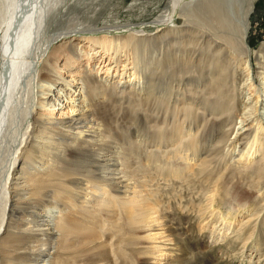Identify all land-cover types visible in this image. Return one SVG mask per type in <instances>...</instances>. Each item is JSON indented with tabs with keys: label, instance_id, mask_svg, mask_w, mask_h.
Returning a JSON list of instances; mask_svg holds the SVG:
<instances>
[{
	"label": "bare ground",
	"instance_id": "1",
	"mask_svg": "<svg viewBox=\"0 0 264 264\" xmlns=\"http://www.w3.org/2000/svg\"><path fill=\"white\" fill-rule=\"evenodd\" d=\"M5 1L7 18L0 24V264L13 262L8 248L17 232L11 231L10 217L26 198L52 200L37 217L38 231L50 247L35 264H221L220 255H211L212 263L204 259L214 249L187 245L191 227L185 231L180 223L172 225L176 211L162 205L167 193L160 186L152 189L153 177L147 175L159 174L167 188L172 179L216 183L211 204L229 175L264 183V123L260 118L255 125L248 122L254 106L245 99L247 80L237 69L241 56L247 72L255 61L264 74V44L252 49L247 42L257 0H167L151 22L162 26L155 33L137 31L143 24L132 22L99 25L102 9L88 11L74 0ZM226 14L230 19L223 22L231 26L232 37L223 39L215 31ZM119 30L133 33L108 35ZM78 34H95L89 40L117 64L127 56L133 79L122 82L125 68L98 78L95 66L78 72L73 81L61 77L60 69L93 58L80 42L74 44ZM74 96L82 105L75 116L50 117L52 101L65 97L70 107ZM256 189L260 192L261 185ZM230 193L223 191L225 222L235 211ZM246 220L240 221L234 241L243 236L246 246L256 237L259 244L264 203ZM154 224L170 244L156 247L144 241L141 232ZM35 233L19 234L29 243ZM163 234L149 239L160 240Z\"/></svg>",
	"mask_w": 264,
	"mask_h": 264
},
{
	"label": "rangeland",
	"instance_id": "2",
	"mask_svg": "<svg viewBox=\"0 0 264 264\" xmlns=\"http://www.w3.org/2000/svg\"><path fill=\"white\" fill-rule=\"evenodd\" d=\"M74 1L75 4L77 5L76 7H80V8L86 7V10L88 11H91L93 8H99V9L101 8L102 14L99 16V20H98L99 25H103L104 23L125 24L132 22L135 24H143V26L137 27L136 29L137 31L144 30L147 33H155L157 29H160L162 27V26L158 27L156 25H153L151 24V22L160 14V12L166 6V2H167V0H80V1L74 0ZM7 4L8 3L5 0H0V24L7 18L6 16ZM254 5H255L253 11L254 13H252L250 17L251 29L248 35L247 42L249 43L252 49H258L260 45L264 44V0H257L254 3ZM225 17L227 18V21H229L228 19L230 18L227 14L226 16L222 17L221 18L222 21L219 23V26L216 29L215 34L219 38L228 39L232 37V31H231V26L226 24V22L225 23L223 22L225 20ZM131 33L128 32L127 30H122V31L119 30V31H114L113 34L110 33L108 35L110 36L128 35ZM93 36L96 35L78 34L76 37V41L74 43V44H78L80 42L81 43L80 48H83V50L90 52V55H92L93 58L89 60L87 56L84 57L78 64H75L73 68L60 69V76L64 78H68V81H73L74 78L77 77L78 72L84 70V68L89 69L95 66L97 73L94 72V75L97 74L96 76L98 78L111 77L112 74H114L115 76L119 74V72H122L125 68V73L128 71V74L124 76V80L122 82L123 83L129 82L131 79H133V78H129L130 69L133 67L132 64H130L131 60L129 61L127 56H124L123 54L122 57L118 60V64H117L114 58L105 55L104 53H101V49L98 46L94 45L89 40V38L91 39ZM2 38H3V32L1 30L0 44ZM240 57H238L239 59H238L237 69L240 73L243 74L245 80H247V84H245L246 89L244 91V96L246 101L248 100L249 102H251V105L254 106L253 108H250L248 110L246 118H248L249 120L248 122L253 121L252 123L254 125L256 124L254 123V120H256L257 118L262 119L264 123V106H261L262 101H264L263 71L260 70L256 62L254 61L253 63L254 66L252 65V70L247 72L245 70V67L240 65L239 62ZM60 65H63V62L60 63ZM70 70L72 71V73L70 72ZM73 86L76 87V83L73 84ZM36 89L39 92V96L46 97V95L43 94L44 91H42L39 88ZM255 89L260 90V93L254 91ZM73 90H75V88H71V91ZM63 94L66 95L67 93H63ZM71 95L72 94H69L68 96ZM78 99L79 97L74 96L72 98V101L70 102V107H69V102L65 97L61 99V102L59 101L58 98L56 99V101L54 102L52 101L47 108L49 111H51L50 117L56 120H63L75 116L76 111L79 110L80 107L82 106L81 104H79ZM62 101L65 102L63 103ZM262 138H264V134L262 135ZM220 164L221 167L224 168V162H220ZM224 172L225 169H223V173ZM229 174L230 171L227 172V175ZM147 176L149 177V179L153 177V181L151 183H153L154 187L152 189L154 190L158 189V187L160 186V188L167 193L163 197L164 204L162 205L165 206L167 209H169V211L172 210L176 211V214H174V220L172 222V225L174 227H177V225L180 223L181 227L184 228V230L186 229L185 231H187V228L189 227L192 228V229L190 228L189 232L187 233V235L191 236V241L190 239L187 240L188 242L187 245L188 246L191 245L190 243L192 242L193 246L197 247L195 248L197 250L201 249L202 247H209L212 249V251L213 249L215 250L213 252H207L206 254H204V259L212 263V257H214L215 255H216L215 257H218L220 255L219 256L220 258L219 257L218 258L221 260V264H264V232L261 235L262 237H260L259 244L256 237L253 238V241L250 240L249 243L250 242L251 243L247 244L246 246H245V239L243 238V236H241L242 238L240 237V240L238 239L239 242L237 241V239L236 241H234L235 238L238 237L237 231L240 230L241 228L240 221L244 220L245 223L247 221L246 220L247 216L264 203L261 201L262 199H264V196L262 197L261 195L264 194L263 192L264 183H252L256 179V177L250 178L247 175L240 176L237 174H233V176L229 175L228 183L220 182L218 195L216 194L217 195L216 202H214L213 205L211 204V202H209V199L214 194V192L211 191L218 190L216 183H201L196 181L193 185H189L188 181L177 182L179 180L172 179V181H174V184H171V186L167 188L165 187L166 182L163 179H161L159 174L157 175L150 174ZM259 184L262 187L260 192H258L259 189H256V186ZM226 188H228L231 191L230 198L232 199V207L233 210L235 211H232L233 213L232 217H230L229 220L226 221V222L232 221L231 223L232 225L229 224L228 226L225 227L227 223L223 220V217H225V214H227L226 211L228 206L222 199L224 197L223 191ZM209 191L210 193H208ZM173 200H175V202ZM51 201L52 200L50 198H33V199L26 198L19 200V204H17L18 206L15 208L13 214L10 217V223L12 226L11 231H14L15 233L17 232L16 235L13 237V242L10 244L8 248L11 255V259L13 261L12 264H35V261L38 260L40 257L41 251L45 248L50 247L49 243H47L46 238H44L40 233V231H38L39 227L36 224L38 221L37 217L40 216L41 214H44L45 211L49 209V207L51 206L50 204ZM1 210H2V200L0 201V216L2 213ZM221 220H223L224 222ZM154 225L157 228L154 227V229L153 228L148 229L149 231L145 230L141 232L140 236L146 238L144 241L146 243H155L154 245L156 247L162 244H170L167 242L168 239L166 237L167 234H165L162 227H158L157 224ZM220 226L221 228L223 227L224 229L223 228L221 229ZM29 229L36 230L37 233L35 234L38 235H36L35 239H32L29 243H27L26 238H24L19 233H25L26 230ZM227 229L228 231H226ZM160 233H164L163 235H161L160 240L153 241L149 239L150 236H152V238L155 237L160 238L159 236ZM223 233L225 234L223 235ZM230 233L231 234L233 233L232 235L233 237L230 236L231 235ZM219 235L221 239H219ZM225 235L226 236L228 235L227 237L229 238L227 239ZM223 237H225V239ZM229 239L231 240V242ZM226 241L230 242V245L228 242L226 243ZM250 246L251 248H249ZM207 250L210 251V249ZM51 253H53V251ZM166 253L167 251L163 253V255H165ZM22 255H30V257L26 260V258L24 259L20 258V256ZM159 255L162 254H158L157 257ZM164 258L165 256H163V258L161 259L164 260ZM51 263H53V259L51 260ZM151 263L157 264V260H151Z\"/></svg>",
	"mask_w": 264,
	"mask_h": 264
},
{
	"label": "water",
	"instance_id": "3",
	"mask_svg": "<svg viewBox=\"0 0 264 264\" xmlns=\"http://www.w3.org/2000/svg\"><path fill=\"white\" fill-rule=\"evenodd\" d=\"M211 1H212V0H211ZM211 1L206 2V3H203V4H199L198 6H204V7H205V6H207ZM245 7H246V6H245ZM245 7H244V8H245ZM242 25H243V23H242Z\"/></svg>",
	"mask_w": 264,
	"mask_h": 264
}]
</instances>
